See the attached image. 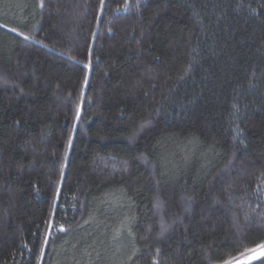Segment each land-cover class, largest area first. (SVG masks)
<instances>
[{"label":"trees","instance_id":"obj_1","mask_svg":"<svg viewBox=\"0 0 264 264\" xmlns=\"http://www.w3.org/2000/svg\"><path fill=\"white\" fill-rule=\"evenodd\" d=\"M261 247L264 0H0V264Z\"/></svg>","mask_w":264,"mask_h":264},{"label":"rangeland","instance_id":"obj_2","mask_svg":"<svg viewBox=\"0 0 264 264\" xmlns=\"http://www.w3.org/2000/svg\"><path fill=\"white\" fill-rule=\"evenodd\" d=\"M127 234V233H125ZM120 236V235H119ZM125 235H122L121 236V240L123 241ZM127 241L124 240L123 243H120V247H119V250H125L127 247H126V244ZM110 261H115V256H110ZM261 261V264H264V248L261 247V248H256L250 252H247V253H243L227 262H224L222 264H249L251 262H255V261Z\"/></svg>","mask_w":264,"mask_h":264},{"label":"snow or ice","instance_id":"obj_3","mask_svg":"<svg viewBox=\"0 0 264 264\" xmlns=\"http://www.w3.org/2000/svg\"><path fill=\"white\" fill-rule=\"evenodd\" d=\"M41 7H43V3H41ZM12 31H15V29H13ZM20 35H23V33H21ZM142 127H143V125H142ZM69 144H71V139L69 140ZM163 230H166V228L162 229V233L161 234H163Z\"/></svg>","mask_w":264,"mask_h":264}]
</instances>
